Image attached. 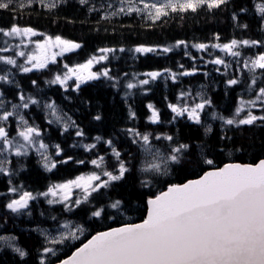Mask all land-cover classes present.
<instances>
[{
    "label": "snow or ice",
    "instance_id": "1",
    "mask_svg": "<svg viewBox=\"0 0 264 264\" xmlns=\"http://www.w3.org/2000/svg\"><path fill=\"white\" fill-rule=\"evenodd\" d=\"M75 2L87 13L81 23L95 15L97 25L123 17H139L155 25L231 8L234 28L247 30L249 24L241 21V14L255 15L259 35L224 43L215 34L213 43L189 45L178 39L164 46H101L84 62L64 63L54 69L49 66L57 65L58 57L76 53L84 44L32 26L13 23L0 27L4 37L0 47V178L5 179L6 187L0 191V232L11 228L21 229L30 238L35 234L31 247L22 246L17 235H0V264H264V158L257 157L258 162L232 159L236 152L251 146L238 144L229 135L242 126L264 128V0H250L251 8L245 3L238 9L236 0ZM68 3L0 0V12L9 13L15 20L37 10L57 13ZM92 30L101 31L100 27ZM34 37L42 39L33 41ZM14 39L19 43L12 44ZM32 43L34 47L29 50ZM190 47L209 55L207 61L204 56L199 60L215 66L214 71L224 77L225 96L229 90L243 87L234 111L228 115L218 111L214 99L203 90L205 85H200L201 91L182 89L178 102L166 103L171 113L166 120L154 103H147L146 120L140 126L141 117L131 102L137 94L147 95L161 80L165 86L168 81L179 85L183 77L198 74L197 57ZM177 50L192 62L188 68L177 62L179 70L165 67L121 74L108 66L125 53L137 60L149 54L167 56ZM214 50L224 56L214 55ZM233 63L236 71L229 74ZM96 65L101 67L94 71ZM32 73L50 76L43 83L62 89L68 94L63 100L68 102L73 99L71 93L79 98L83 86L94 82H106L117 93L123 89L125 126L107 136H90L62 103L41 95L44 89L38 79L29 76V87L35 91H25L17 74ZM209 75L203 73L205 78ZM164 99L167 101V96ZM81 103L90 106L89 101ZM33 109L44 113V127L35 122ZM91 120L103 122L104 116L97 111ZM181 121L198 126L203 136L183 139L177 127ZM217 121L220 130L214 132ZM51 126L59 129L65 140L73 135L78 138L68 147L92 154L88 160L66 153L61 143H51L47 133ZM163 126L174 131H159ZM89 139L91 142H85ZM33 153L37 165L50 174L43 190L17 182L20 173L28 171ZM69 163L91 164L92 170L53 182L52 175ZM41 204L48 208L41 209ZM136 211L140 212V222L127 215ZM25 219L33 226L21 228ZM6 251L14 254L11 262L2 255Z\"/></svg>",
    "mask_w": 264,
    "mask_h": 264
},
{
    "label": "trees",
    "instance_id": "2",
    "mask_svg": "<svg viewBox=\"0 0 264 264\" xmlns=\"http://www.w3.org/2000/svg\"><path fill=\"white\" fill-rule=\"evenodd\" d=\"M247 3L251 8L250 0H236L237 9L241 4ZM232 9L227 11L216 12L215 14L202 13L197 16L189 15L184 20L179 18L168 20L167 23H157L152 25L149 21L143 20L139 17H123L115 20L113 23L105 25L101 23L96 24V16L88 18L85 23H81L85 20L87 13L84 9H81L75 0H69V3L60 8L57 13H44L37 10L32 15L24 14L13 20L12 16L6 12H0V27L8 28L11 24L16 23L19 26H32L40 32H44L50 35H60L63 38L73 39L77 42L84 44V49L78 50L76 53L66 54L64 57L57 58V65H50V68H62L64 63H68L70 66L78 62H84L87 55L91 54L96 48L101 46H119L123 45L127 47H134L137 44L147 45H171L176 40L183 39L192 43L215 42L213 37L215 34H219L221 43L228 42L232 38L247 39L257 38L259 33L257 28V17L255 15L245 16L241 14V21L249 24L247 30L236 29L233 26V22L230 19V13ZM55 17V18H54ZM69 21H72L69 23ZM100 27V32H95L92 29ZM107 27V32L104 31ZM113 32L115 34H113ZM3 43V37L0 36V47ZM189 51L197 57L196 66L199 72L194 77H183L182 82L179 85H174L171 81H168L167 86L161 80L157 84L153 85L152 91L147 95L135 96L132 100V105L137 110L138 116L141 117V125L146 120L144 115L147 112L146 104L151 102L160 109L163 119H168L171 115L170 111L165 107L167 102H178L179 93L182 89L191 88L193 93L201 91L200 85H205L204 91L210 95L218 106V111L228 115L230 111H234L236 105L239 102V93L243 92V87H237L234 91L229 90V95L225 96V85L222 82L224 77L214 71L215 66L205 65L199 60L200 56H204V60L209 59L207 53H199L195 49L189 48ZM248 52V50H245ZM11 54V53H9ZM214 55L224 56L223 53L214 50ZM229 60V58L225 57ZM177 62L183 63L185 68H188L192 63L187 57L179 50L168 54L167 56L159 55L153 56L149 54L147 56H141L137 60L131 59V54L125 53L121 55L119 60H112L109 67L113 72L123 73L129 72H143L149 70H162L165 67L172 68L173 70H179L177 68ZM101 65H96L93 69L98 70ZM223 71V69H221ZM229 74L236 71L235 64L230 68ZM204 72H209L210 75L205 78ZM239 74V73H237ZM247 73L245 72V76ZM38 79L40 81V87L44 89L42 96L51 97L56 100L57 103H62L64 110L72 116L74 120L79 123L90 136L97 134L105 135L112 133L113 130L124 127L126 124V105L121 99L123 95V89L117 93L114 89L109 87L106 82H94V84L85 85L82 88L79 98L75 93H71L73 99L71 102L64 101L63 97L68 95L64 93L58 86H48L43 83L44 79L50 78V76H41L40 73H32L27 76L17 74V80L21 83V86L25 91H35L29 87L28 77ZM167 96V101L164 97ZM247 94L245 93V97ZM89 101L90 106L81 101ZM100 111L104 116L103 122H94L91 120V115ZM35 114V122L42 127L46 125V121L43 119L44 113L37 112L33 109ZM155 127V126H153ZM177 127L180 129V136L186 140H194L197 137L203 136V130L198 129V126L191 125L181 121ZM214 132H219V122L213 124ZM159 131H174L169 126H163L158 129ZM47 133L51 137V143H61V147L65 149L68 154H74L77 158L88 160L92 155L86 153L82 148L72 149L68 145L76 140L74 135L65 140V136L59 135V129L55 126L47 128ZM14 134V133H13ZM67 135V134H65ZM229 135L233 136L238 144L250 145L251 147L245 152H236L232 159H236L237 162H252L257 157L264 158V128L256 126H242L239 130H233L229 132ZM46 142L47 139H46ZM85 142H91L87 140ZM212 142L215 143V136L212 137ZM103 155V151L100 152ZM228 157H225L227 159ZM37 157L33 153L28 160V171L20 173L17 182L23 183L26 188L43 190L44 185L48 182V176L50 174L44 173L43 170L36 163ZM92 170L91 164L78 165L75 163H69L68 165L60 167L59 172L52 175L53 182L61 181L65 179L74 178L82 173H88ZM191 178H196L192 176ZM0 191H6L5 179L0 178ZM2 199V198H0ZM41 209H47L46 204L40 205ZM3 209H0L2 214ZM38 216V211L35 213ZM133 220L140 222V212H130ZM146 215V213H145ZM26 219L21 221V228L31 227ZM17 235L19 237V243L25 247H31L34 243L35 234L30 238L21 232V229H11L0 232V235ZM9 262L13 257L11 251H6L2 254ZM18 259V258H17Z\"/></svg>",
    "mask_w": 264,
    "mask_h": 264
},
{
    "label": "rangeland",
    "instance_id": "3",
    "mask_svg": "<svg viewBox=\"0 0 264 264\" xmlns=\"http://www.w3.org/2000/svg\"><path fill=\"white\" fill-rule=\"evenodd\" d=\"M33 39V41H35V40H37V39H42L41 37H34V38H32ZM3 40H4V37H3ZM11 43L12 44H18L19 43V39H14V40H12L11 41ZM3 46V43H1V47ZM34 47V43H32V44H30L29 45V50L31 49V48H33ZM229 62H231V58L229 59ZM236 67V66H235ZM241 70H243L242 69V65H241Z\"/></svg>",
    "mask_w": 264,
    "mask_h": 264
},
{
    "label": "bare ground",
    "instance_id": "4",
    "mask_svg": "<svg viewBox=\"0 0 264 264\" xmlns=\"http://www.w3.org/2000/svg\"><path fill=\"white\" fill-rule=\"evenodd\" d=\"M42 94V93H41Z\"/></svg>",
    "mask_w": 264,
    "mask_h": 264
}]
</instances>
